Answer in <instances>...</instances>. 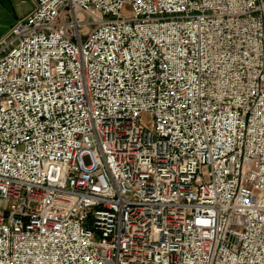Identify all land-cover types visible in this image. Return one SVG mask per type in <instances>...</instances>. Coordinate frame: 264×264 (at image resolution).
I'll return each mask as SVG.
<instances>
[{
	"label": "built area",
	"instance_id": "2783aa9c",
	"mask_svg": "<svg viewBox=\"0 0 264 264\" xmlns=\"http://www.w3.org/2000/svg\"><path fill=\"white\" fill-rule=\"evenodd\" d=\"M0 37V264H264V0H33Z\"/></svg>",
	"mask_w": 264,
	"mask_h": 264
},
{
	"label": "crops",
	"instance_id": "0c3cea01",
	"mask_svg": "<svg viewBox=\"0 0 264 264\" xmlns=\"http://www.w3.org/2000/svg\"><path fill=\"white\" fill-rule=\"evenodd\" d=\"M33 7V0H0V37L7 33L17 20L28 15Z\"/></svg>",
	"mask_w": 264,
	"mask_h": 264
}]
</instances>
